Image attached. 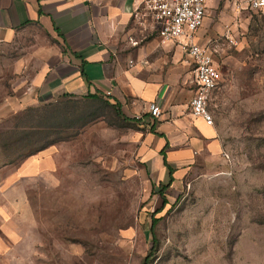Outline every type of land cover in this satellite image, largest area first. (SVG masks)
Here are the masks:
<instances>
[{
    "label": "rangeland",
    "instance_id": "obj_1",
    "mask_svg": "<svg viewBox=\"0 0 264 264\" xmlns=\"http://www.w3.org/2000/svg\"><path fill=\"white\" fill-rule=\"evenodd\" d=\"M199 40L223 75L215 136L172 182L151 124L105 102L23 100L26 52L0 47V264H264V16L216 0ZM65 117L84 128L46 176L20 179L36 132Z\"/></svg>",
    "mask_w": 264,
    "mask_h": 264
},
{
    "label": "crops",
    "instance_id": "obj_2",
    "mask_svg": "<svg viewBox=\"0 0 264 264\" xmlns=\"http://www.w3.org/2000/svg\"><path fill=\"white\" fill-rule=\"evenodd\" d=\"M141 3L0 0V47L26 52L15 65L20 73H28L23 78L28 90L23 100L108 95L121 104L127 117L152 125L155 149L162 161L164 151L174 168L191 160L204 145L201 139L215 136L214 126L190 113L191 61L181 48L162 45L151 21L136 17ZM155 105L162 111L159 118L150 114ZM55 148L25 161L20 179L46 176L53 170Z\"/></svg>",
    "mask_w": 264,
    "mask_h": 264
},
{
    "label": "built area",
    "instance_id": "obj_3",
    "mask_svg": "<svg viewBox=\"0 0 264 264\" xmlns=\"http://www.w3.org/2000/svg\"><path fill=\"white\" fill-rule=\"evenodd\" d=\"M214 1L216 0H142L136 11L137 18L153 23V30L162 45L177 46L190 59L194 72L190 113L208 126H214L210 104L214 92L220 88L223 75L210 43H202L199 33L205 24L209 5ZM244 7L264 16V0H239V11ZM150 114L159 118L161 108L158 105L152 106Z\"/></svg>",
    "mask_w": 264,
    "mask_h": 264
},
{
    "label": "trees",
    "instance_id": "obj_4",
    "mask_svg": "<svg viewBox=\"0 0 264 264\" xmlns=\"http://www.w3.org/2000/svg\"><path fill=\"white\" fill-rule=\"evenodd\" d=\"M74 99L85 100V101H94V102H100V103L105 102L106 104L113 107L116 110V113L118 114V116H120L122 119H124L128 122H133V123H136L138 125H142L141 119L127 117L122 111L121 104L119 102L111 101L109 99L108 95L101 96L98 94H95V95L90 94L87 97L81 98V99H78V98L73 97L71 95H64L59 100H66L67 102L71 103L70 100H74ZM50 106H51V104L45 105L44 108L48 109V108H50ZM60 116H61V114L58 113V110H54L51 113H49L46 117L48 119H53L54 121H56L57 119L60 120ZM84 126L85 125L76 126L74 121H71L70 119L65 117V118H63V120L60 124L40 127V130L37 131L36 134H39L42 136L43 144L37 150L32 152L29 155V157L36 156V155L40 154L41 152L47 150L48 148L55 146L58 143L69 142L71 139L75 138L76 135L79 134L80 130H82L84 128ZM161 154L163 156V164H164L165 168L169 171L170 181L172 182L173 181V174L176 172V170L174 168H172V166L169 164L165 152L162 151ZM157 222H158L157 220L153 221L152 232L154 231V229L157 225ZM146 262H147V259L145 260V262L143 264H147Z\"/></svg>",
    "mask_w": 264,
    "mask_h": 264
}]
</instances>
